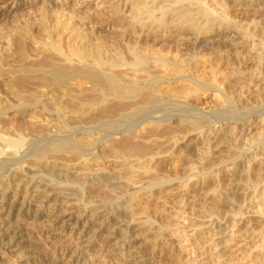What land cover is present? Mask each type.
I'll return each instance as SVG.
<instances>
[{
    "label": "bare ground",
    "instance_id": "obj_1",
    "mask_svg": "<svg viewBox=\"0 0 264 264\" xmlns=\"http://www.w3.org/2000/svg\"><path fill=\"white\" fill-rule=\"evenodd\" d=\"M8 1L12 2L13 4L19 3V1H17V0H0V5L5 6L8 3ZM111 1L113 4V8L115 9V10H113L114 14L116 11V15H120V14L124 15L123 10H128V12H127L128 16L125 13V16H127V18L124 16L126 18V20L124 19L125 20L124 23L129 24V25H128V29H125L127 31H124V29L122 28L123 29L121 32L122 34H120V32H119L121 30L116 29L118 32L115 33L116 30L114 29L115 30L114 31L113 29H111L112 26H110L108 24L109 21L106 20L107 17L104 16L105 14L103 16L101 15L100 17H103V21L106 20V22L102 23L101 22L102 19L97 18L98 21H100V23L97 25H92L91 23H87L86 24L87 26L85 25V27H82V26H81L82 28L76 27L77 19H75V17H74L76 14L74 16H72L73 18L70 16L69 18L67 17L64 19V17L62 18V16H64V14L63 15L61 14V17L60 16L56 17L57 16L56 14L58 13L57 11L58 10L61 11V9H59L60 4L58 5V2L54 1V0H48V1L42 0L43 4L42 3H40V4H42V5L45 4V6H42V8L44 7L45 9H43V11H42L43 13L40 12L42 14L39 15V17L41 16V18H39V21L41 19V26L40 27H42V24L47 26L48 31H50V33H52L53 36L51 34V38H50L48 36L49 34L46 35L45 43H43L44 45H40L39 42H38L39 44H37V41L33 38L35 40L34 42H36V46L38 45L39 47L41 46L43 48V50H42V49H39V47H37L40 51L37 50V48H36L35 49L36 52H33V53H32V51L30 53H28V51L25 52L23 50H20V51L18 50V49H21L19 47L23 48V46L24 47L26 46L24 44V42H25L24 38L30 37L29 39H31V41L33 42L32 38H31L33 32L31 34L30 33L31 31H29L26 28L24 29V27H23L25 32L23 29H21V30H23V31H21L19 28V30L21 32H24L23 36H22V34H20L22 38H20V36L15 37L17 39V41H15L14 40L15 38H13V36H15L16 33L13 36L11 35L12 38L8 37L9 42H10V45L8 43L9 48L7 47V50L4 49V51H3V49L1 51V48H0V51H1L0 52V87L1 88L6 87L3 89H7V87H8V89H11V90H13V89L26 90L24 88H27L28 90H30V89L32 90L35 88L34 86H41V88H43L47 92L46 87L50 86V82H46L44 80L33 81V80H30V78L34 79L36 77V74H39V73H41L43 75L44 74H51V77H53V74H55V73L56 74H58V73L64 74L65 73L64 75H67L66 74L67 72H75V73L77 72L78 73L79 70H80L79 73L81 74L85 69H86V71L89 69L88 70L89 72H91V70H94V73H95V71L98 68V72H99L100 67H96V66L97 65L101 66L104 62L103 59H102L103 62H101V63H99L98 61H100L99 55L103 51L101 49L102 48L105 49L104 47L107 45V44L105 45V42L107 43V41H105V39L102 38L103 40L102 39L98 40L99 44H98V46H96V47L100 48V50H101L100 54L98 56H96L99 59L94 58L95 56L93 57L94 59H92L93 63L96 62L97 64L96 63L93 64L92 62H88V60L90 61V58H92V55H93L92 53L95 52L94 48H96V47H94V45H97L96 43H98V42H96L93 46H92V44L95 40H97L96 38L102 37V36H100V34H101L103 36L105 35L104 38H106L108 35L114 36L113 37V39H114L113 43L111 40V43L113 44V46L112 45L111 46L113 48L112 47H111L112 49H110V47L107 48L108 50L110 49L109 51L112 50L113 53L112 52H110V53H112L113 57L111 56V58H110L109 55H111V54H109V55L107 54V55L110 59H112V58L116 59L117 62L113 63V65H114V67H116L119 64L118 69H119V71L120 70L121 71L118 73L117 69L112 67V65H111L112 63H110L113 61V59H112V61L109 62L111 66H108V67H109V69L111 67L114 70L116 69V72L118 74L117 75L115 74V77L114 76L112 77V75L111 76L108 75L109 72L107 74H105V72H104V74H103V72L102 73L96 72V73L102 74L105 76L107 75L108 79L106 78V81H109V80L113 81V84H115L114 81H116V84L118 83L117 84L118 86L124 85L126 87V84H127L129 87V83H132L135 85L137 83V81H139L138 78L141 77L142 82L143 81L145 83L148 82V83H146L147 87L149 86V88H150V86L153 84V86H151L152 88H150V90L153 89V90H151L152 93L154 92L153 96L152 95L150 96V94H152L151 92H150V94L147 93V95L149 94V96L152 98H154V96H156V97L158 96V98H160L159 97L161 95L160 93L165 91V90L167 92L169 90V91H171L170 93H172L173 90L175 91V89L181 87L184 89V91L186 90V92L189 93V96L191 95V97L193 99H197L199 101V98H200L199 96L202 95L200 90L201 89L203 90L204 89L203 87L205 85H207L209 87V89L212 88V90L215 91V94H214V92H213V94H214V96L217 95L218 99L216 100L213 96H204V94L202 95L203 98L206 97V98H208L207 100H209L210 97L211 98L213 97L215 100L210 99V101L212 100V101H214V103L215 102L217 103L219 98H221V97H222L221 99H223V97H224V99L227 100V98L225 97V96H227V95H225L226 94L225 92L228 89L231 88V90H232V88L235 89L237 87H240L244 84V82H247L245 80L250 79L253 83L252 84L253 89H255V92L251 93L252 97L254 94L255 95L254 97H256V100L259 98H260V100H262L264 98V30H259L256 28L257 30H259L257 32V33H259V35L256 33L258 36L257 35L254 36L255 35L254 33L256 31L255 32L251 31V33L253 32V34H250V32L248 34V32H244V30L242 29L243 30V33H242L241 29H240L241 26L239 28H237V30L240 29V31L239 30L236 31V30H234V27L231 25V23L229 21L230 19L228 20V18H227V17H229L228 16L229 14L228 15L225 14L226 12L224 10L226 8V5H224V3L229 2V4H231V6H233L235 8V10L236 9L248 10V9H251L252 7H255L256 8L255 10L258 9L264 13V0H228V1L227 0H161V3L160 2L158 3L159 0H111ZM149 1H150V3H148ZM80 3H79V5H80ZM36 4H37V1H34L32 3L29 2L27 4V6L28 7L34 6L35 7ZM77 4L78 3H76V1H75V3H71V4L66 3L63 6V8L61 7L63 9L62 11H65L66 14L68 12V14L70 13V15H71V14H73V12H75V10H76L75 8L78 7ZM99 4L97 3V6ZM226 4H228V3H226ZM101 5L102 4H100L99 6H101ZM109 6H110V2H109ZM249 7H251V8H249ZM10 13L11 12H9V11H7V12L2 11L0 14V19H2V17L4 15L8 16ZM77 15H78V18H79V16L81 18L85 16V15L81 16L78 13H77ZM92 15L94 16L93 13H92ZM92 15L90 17H92ZM36 16H37V14H36ZM88 16L89 15L87 14V17ZM96 16L97 15L94 16L95 19H96ZM115 16L114 17L112 16V17L115 18ZM35 17L32 19L33 21H31V22H33L32 24H34ZM104 17H106V18L104 19ZM117 17H119V16H117ZM36 18L38 19V16ZM85 18H86V16H85ZM120 18H121V16H120ZM80 19H78V20L80 22L81 21L83 22V20H80ZM110 19L111 18H109V20ZM87 20L84 19V23H86ZM94 20L91 19V21H94ZM95 21H97V20H95ZM98 21H97V23H98ZM122 21L123 20H121V22ZM231 22H233V21H231ZM93 23H96V22H93ZM36 24H34V25H36ZM117 24H116V26H118ZM236 24L237 23H235L234 26ZM39 25H40V22H39ZM44 25H43V27H44ZM79 25H77V26H79ZM22 26H26V25H22ZM28 26H29V24H28ZM30 26L33 28V25L30 24ZM31 27H30V30H31ZM80 29H81V31H80ZM118 29H121V28L118 27ZM235 29H236V27H235ZM251 30H254V28ZM48 31H47V33H48ZM123 31H124V33H123ZM249 31H250V29H249ZM47 33H45V34H47ZM117 33H119V34H117ZM98 35H99V37H97ZM108 37H110V36H108ZM29 39H26V41L28 40V43H29ZM109 39L110 38H107L106 40H109ZM111 39H112V37H111ZM109 43L110 42H108V44ZM218 43L223 44L224 47L220 46V44H219L218 46L221 47V49H219V48L217 49L216 45ZM34 45H35V43H34ZM83 46L85 48H87L88 46H92V48L94 49V52L92 51V53L90 54L91 50H93V49H91V47H90L91 50L89 51L88 50L89 47H88L86 50H84ZM108 46H110V45H108ZM238 46L241 47L242 52L238 51L239 50L237 48ZM63 47H65L66 50H64ZM124 48H125V50H124ZM63 50H64V52H63ZM96 53L98 54L99 52H95V54ZM215 53H217V54H215ZM106 59H107V57H106ZM213 59H216V61L215 60L214 61L216 63H218L217 66H215V64H214L215 62L213 63ZM105 62H104V64L107 65L108 61H105ZM209 62L213 63V65L212 64L210 65ZM115 64H117V65L115 66ZM42 66H44L43 69L46 68V70L41 69ZM103 66H101V68ZM221 66H225V67L222 68ZM86 71H84V73ZM102 71H105V70H102ZM108 71H110V70H108ZM106 72H107V70H106ZM112 72L113 71H111L110 73H112ZM75 73H73V74L76 75ZM94 73H91V74H94ZM114 73H115V71H114ZM56 74L54 76H57ZM73 74H70V75H73ZM155 74H156V76H155ZM60 75L58 74L57 77L61 78ZM64 75H62V76H64ZM78 75L75 76V78L71 77L72 79L68 78L69 84H67V86H70L71 89H73V91L76 92L77 94L81 93L83 91H89L90 89H93L95 87V85H96V87H98L99 83L102 82V84H103V81H105V79L102 78L103 81L97 82L96 78H93L96 74L94 76H90V77L87 76V72H86L85 77L82 74L81 75L83 77L80 75L78 76ZM49 76L50 75H48V77ZM152 76L153 77L155 76V77L152 78ZM57 77H55V78H57ZM111 77L115 80L111 79ZM142 77H144L145 79L142 80ZM150 77H151L150 80L153 81V83L148 79ZM99 78L97 77V79H99ZM45 79L48 80V78H45ZM50 79L54 80L53 78H50ZM61 79H62L61 81H63L64 78H61ZM57 81L60 82L59 80H57ZM65 81H66V79H65ZM150 82H151V85L149 84ZM249 82H247V83L249 84ZM145 83L144 84L141 83V85L145 86ZM16 84H19L22 86L17 87L18 85H16ZM57 84H62L61 86L64 85V83H62V82L57 83ZM105 84L106 83H104V85ZM115 85H114V87H115ZM134 85L132 87H134ZM13 86H15V87H13ZM65 86H66V84H65ZM111 86H112V84H111ZM136 86H140V84H138V85L136 84ZM9 87H11V88H9ZM208 87L207 88L205 87V89L209 90ZM243 87H245V86L243 85ZM122 88H123V90L127 89L124 87H122ZM122 88H120V90ZM247 88H249V87H247ZM97 89H99V88H97ZM237 89H235V90H237ZM231 90H229L230 93L233 91V90L232 91ZM241 90H243V89H241ZM250 90H252V89H250ZM166 91H165V94H166ZM176 91H178V89ZM237 91L239 92V90H237ZM175 92H173L174 93L173 95H175ZM227 93H228V91H227ZM235 93H236V91H235ZM241 93H243V91H241L240 94ZM243 94L245 95V93H243ZM243 94H241V95H243ZM16 95H17V93H16ZM49 95L52 97L50 100L51 104L54 102H56V103L57 102L58 103H64L65 101L70 102L71 100L75 99L74 98L75 95L71 98H65L66 96L64 94H62L61 96H59V95L55 96L53 92H49V94H46L43 92L40 93V97H42V98H45V96L48 97ZM168 95H170V94H168ZM241 95H238V96H241ZM228 96H231V94ZM243 96H241V97H243ZM28 97L29 98H26V97L23 98V97L19 96V98L16 97V99H11L9 101H6L0 109V145H2L3 148H5V149H13L14 150V152L12 150L11 153L5 152V154L0 157V172H2L4 170L7 171L8 169H10L13 166H20L21 170L23 172L22 175H23L24 180L31 181L37 177L42 181L48 182V184H49V182H50V184H52L54 182V179L52 180V178L50 177L51 181L48 180L47 178H49V177H46V175H44L43 171H41L39 174H37V171H35V169L34 170L30 169L29 167H27V165L23 164V159L28 156V152L30 151L29 150L30 147H32L34 144L41 142V140L43 138V134L46 132V128L41 127L42 125L40 126L38 123H36V124L34 123L33 125H31V124L28 125L23 120H21V116L26 111H30V110H25L30 105V104L28 105L25 103L26 100H30L29 94H28ZM31 97H33V99L35 98L34 96H31ZM55 97H57V98L54 100ZM146 97H144L145 103H146V101H148L147 99L150 98V97H147V99H146ZM161 97H163L166 100L164 95ZM191 97H188V98H190L191 102H192L193 99ZM163 98H162V100H164ZM185 98H187V97H185ZM185 98L183 99L184 101H190V99L185 100ZM33 99L31 101H33ZM233 99L235 100V98H233ZM233 99L231 100V98H230V99H228V101L230 100L229 102L233 104ZM251 99L253 100V98H251ZM240 100L241 99H239V101ZM243 100H245V99H243ZM247 100H249V95H248ZM132 101H135V100H132ZM139 101H140V99H138V102ZM168 101L170 102V100H167V102ZM184 101H183V103H184ZM210 101L208 103H210ZM220 101H222V100H220ZM220 101H219L220 104L219 105L217 104L218 106H220L221 103H224L223 101H225V100H223L222 102H220ZM236 101H237V97H236ZM255 101H253V102H255ZM131 102H128V104ZM142 102H141L140 106H142V104H143ZM167 102L165 104H167ZM171 102H170V104H168V106L169 105L173 106L176 103L174 101L175 103L173 105H171ZM178 102H180V101H178ZM195 102L197 104V101H195ZM195 102H193V103L195 104ZM253 102H251L252 106H254ZM151 103H153V101H151ZM214 103L212 102L211 104L214 105ZM247 103H249V102H247ZM180 104L181 103H179V105L177 104L176 106H181ZM184 104L187 106L186 102ZM184 104H182V105L184 106ZM238 104H239V102H238ZM241 104H242V102H241ZM261 104H262V101H260V105L258 104L259 108L261 107ZM131 105H132L131 108H134V105H136L137 110L140 107L137 103H132ZM233 105H235V104H233ZM128 106H129V109H131L130 105H128ZM208 106H209V104H208ZM249 106L251 107V105H249ZM255 106H254L255 110L257 109L259 111L260 109H258L257 106H256L257 107L256 108ZM146 107H147V105H146ZM146 107H142L139 109L144 108V111H145V109L147 110V108H148V107L147 108ZM189 107H191V106L188 105V108ZM14 108H19L20 114L18 116H16V112H14V113H12V118H10L9 112H10V110H12ZM126 108H128V107L125 106V110H127ZM214 108H216V106ZM254 108H252V107L247 108V109H246V107L240 108L244 111L247 110V112L246 113L241 112L240 116L238 117V120L240 122L237 120L239 122L238 124L236 122L235 124L232 125L231 123H229V121H227V122L224 121L225 124L223 123V125L222 124L220 126H215V125L211 126L210 125V126L206 127L207 129L205 128L206 129L205 131H202V130L199 131L200 132L199 135L200 136L203 135L204 137H207L209 140L211 139L210 141H212V142L216 138H219L217 136H220L219 135L220 133H222V134L224 133L223 136L226 135L225 133H227L229 135L235 133L234 136H236V133H238L239 136H241L242 141L245 139V137H247L245 140H246L248 145L250 143L255 142V144L256 145L258 144V146H259V147H257L258 150H256L257 154L255 152V156L254 157L252 156L253 159L251 158L250 161L252 160L251 162L253 164H255V167L256 168H257V166L259 168L261 167L262 171H263V169H264V146H263V144L261 145V143H259L260 137L257 136V138H256V136H255V138L251 139V142H248V141H250V138H248L250 135H248V134L252 133V134L256 135V132H258L257 131L258 129L259 130L261 129L260 134L262 131L264 132V119H260L259 117L257 118L256 116L252 117L255 115L254 112H256L254 110ZM261 108H264V107L262 106ZM123 109L124 108L121 107V108H119V111L122 112ZM136 109H135V111H133V109H131V111L133 113H130V114L136 113ZM248 109H249V112H248ZM251 109H253L254 111ZM117 110L118 109H114V108H109L108 110L105 109L99 113V116H101V115H102V117H104V116L108 117L109 116L108 118H110V117H113L114 114L115 115L117 114ZM212 110L215 111V109L207 108L208 112L204 113V114L210 116L211 115L210 113L212 112ZM31 111L32 112L29 113V115H31V116L33 115V116L37 117V115L40 113L39 111H34V110H31ZM239 111H237V115H238ZM262 111L264 112V109ZM123 112H125V111H123ZM196 112H201V111L197 110ZM126 113H128V112L126 111ZM147 113H149V112H147ZM163 113H164V111H163ZM201 113H203V112H201ZM41 114H42V112H41ZM94 114H96V113H94ZM128 114H126V115H128ZM154 114L155 113H153L152 116L156 115V114L155 115ZM258 114H259V112H258ZM118 115H120V112ZM161 115L165 116L166 113L164 115L161 112ZM168 115H167V117H168ZM256 115H257V113H256ZM42 116L38 115V118H35L36 119L35 122H38V121L39 122L40 121L46 122L47 117H45V116L42 117ZM152 116H150L152 122H154V121L157 122L158 120L160 121V118H158L157 115L155 116L157 118H155V117L152 118ZM39 117H42V119L40 120ZM94 117H95V115H94ZM106 117H104V118H106ZM148 119L150 120L149 116H148L147 120ZM161 120H162V118H161ZM170 120L171 119H169V121ZM226 120H228V119H226ZM249 121H250V123H248ZM162 128H164V129L163 130L161 128L160 129L162 131H164L163 133L164 134L166 133V135L171 136L172 138H173V135H175V133L178 132V130H176L173 127H168V126L164 127L163 126ZM139 129L140 130L135 133L134 137H132V138H121V139H119L118 142H116L117 144H115L116 146L118 145V147H115V148L119 149V150L117 149V151L119 152V154L121 152L120 155L125 156V157H130L131 159H133V161L137 163L139 168L142 169L144 174H146L145 178L142 180H136L135 181V180H129L130 179L129 178L127 180V181H129L128 182L129 184L127 183L128 189H127V191H124V192H126V195H127L126 199H128V202L132 207L131 208V210H133L132 212H136V213L144 212V214L147 213L146 215H149V216L153 215L155 217L157 215L155 218H158V216H159L158 213H160V212L157 213V210L155 208L152 209L151 205L153 203H155V201H157V199H159L160 201H163L164 200L163 198L166 196L165 193L168 194L167 193L168 189H170L169 191L171 192V190L176 188L175 184L172 181L175 179H171L174 177V175L171 174V175H173V177L171 176L170 179H168L167 176H163V178L167 177V178H165V179H168L167 181L166 180H165V182L160 181V175L161 174L159 173L160 172L159 170H161V169H159V167H160L159 165L162 161H160V158L158 157V155H159L157 152L158 150H147L148 145H146V142L149 144L150 143L149 140L146 141L145 144H143V143L141 144L142 141L138 142V143L136 141V138L139 137L141 134L147 135L148 137L149 136L154 137V139H155V136L157 137V135H159V133L157 131H159L160 129L154 128L153 126H149L147 128H139ZM155 129H157V131ZM182 130H183V128H182ZM186 132H187V135L189 134V137L191 135L193 136L197 133L196 132L194 134V130L192 131L190 129H188V130L186 129ZM181 133H179V134H181ZM260 134H259V136H261ZM160 135H163V134H160ZM231 136H233V135H231ZM253 136L254 135H252V137ZM220 138L222 139L221 136H220ZM223 139H224V137H223ZM238 139L240 140V137ZM137 140H138V138H137ZM253 140H255V141L252 142ZM42 141L45 142V140H42ZM138 141H140V140H138ZM212 142H210V143H212ZM216 143H217V141H216ZM244 143L245 142L243 141V144ZM210 146L212 147V145H210ZM241 146H243V145H241ZM245 146L246 145L244 144V147ZM211 147H210V150H211ZM120 149H123V150H120ZM243 150H245V148ZM113 151H115V150H112V152ZM178 151L182 152V150H177V152ZM43 152H45V151H43ZM118 152H116V154H118ZM204 152H201V153H204ZM46 153H49V152H46ZM98 153L99 152L97 150H90L89 152L86 153V155H85V152H84V154H82V152H81V154H77V152H76V154L72 153V154H70V156L64 155V156H66L65 158L63 157L64 160L60 158L62 156L56 155L58 157V159H57V157H56V159H57V161L60 160L59 162L61 165H63V167H69V168L74 169L75 171H78V172L97 171L99 168L102 167V165H100V164L99 165L101 167L95 166V162H97V158H98V156H100V154L98 155ZM41 154H42V152H41ZM41 154L39 155L40 157H41ZM45 154H43V155L45 156ZM73 154H75V155H73ZM205 154L201 155V156L206 157ZM50 155H52V153L48 154V156H50ZM53 155H55V154L53 153ZM183 155H185V153ZM46 156H47V154H46ZM174 156H176V155H174ZM54 157L55 156H53L52 160L55 159ZM180 157H181V155H180ZM180 157L178 156L179 160H180ZM184 157H186V156H184ZM42 158H44V157H42ZM50 158H51V156H50ZM176 158H177V156H176ZM186 158H185V160H186ZM181 160L184 161V159H181ZM247 161H248V155L246 153H244L243 158H242V162L245 163ZM125 162L126 161H124L123 163H125ZM175 163L176 162L174 161V164ZM174 164H173V166H174ZM178 164H175L176 165L175 168L173 167L175 172L177 171L176 167ZM118 165H120V163ZM183 169H187V167H185ZM188 169H190V168H188ZM39 171H40V169H39ZM189 171H191V169ZM162 172H163V169H162ZM183 172H184V170H183ZM233 173L234 172H232L231 174H233ZM3 174H6V177L9 176L8 171L6 173L3 172ZM227 174L229 175V173H227ZM231 174H230V176H232V178H233L234 174L233 175H231ZM163 175H165V174H163ZM232 178L230 177V179L233 181ZM211 179H213V178L211 177ZM161 180H162V178H161ZM194 181L195 180H193L192 182H194ZM211 181H216V180L213 179ZM55 183L57 185H59V183H57V181L54 182V184ZM178 183L179 182H176L177 185H178ZM197 183H198V181H197ZM50 184L49 185H36V186L41 187L42 190L48 191V192L50 189L57 188L56 184L54 187H53V185H50ZM189 184L191 185V183H188V185ZM193 184L196 186L195 183H193ZM186 185L187 184H185V187H186ZM237 185H238V183H237ZM239 185H240V183H239ZM126 186H125V188H126ZM154 186L157 187L156 191L151 190L154 188ZM172 186L175 188H173ZM183 186H184V184H183ZM183 186H182V188H183ZM166 187H171L173 189L168 188L167 191L164 192V189ZM125 188H124V190H125ZM178 188L179 187H177L176 189H178ZM186 188H189V187L187 186ZM180 189H181V187H180ZM190 190H191V188H190ZM229 190H231V189H229ZM185 191H186V189H185ZM226 191H228V190H226ZM50 192H52V191H50ZM175 192H176V190H175ZM181 192H183V191L181 190ZM188 192L190 193L189 190H188ZM214 193H216V192H214ZM217 193H220V192H217ZM162 194H164L165 196L161 197ZM179 194H180V191H179ZM186 194H185V196H186ZM216 194H213V195H216ZM227 194H230L229 191ZM227 194L226 195H224V193H223V195L220 194V196L218 195L219 198L214 197L217 199V200H215V203L219 204L218 207L225 208V206H228L229 204H231L230 201L232 200V198H229L231 195L227 196ZM172 195L174 196V194H172ZM175 195H176V193H175ZM169 196H171V195H169ZM169 196H167V200H168ZM209 196L207 197L206 195H204L202 198L199 197L200 200L196 201V202H199V205H203V206L208 205L209 203H211L208 201L211 199V198L209 199ZM159 197L162 198L163 200H161ZM171 198L169 197L170 200H171ZM165 199H166V197H165ZM177 199H178V197H177ZM212 200H210V201H212ZM160 201H157V202H160ZM175 201L176 200H174V202L173 201L172 202L176 203ZM212 202H213L212 204L214 206L215 203H214V201H212ZM169 205L174 208L173 205H171V204H169ZM174 205H176V204H174ZM178 206L182 207V205L177 203V205L175 207H178ZM154 207H155V204H154ZM194 207H196V206L194 205ZM150 208L152 209V211L155 209L157 214L156 215L153 214L154 212L151 213ZM156 208H157V206H156ZM168 208H170V207H168ZM198 208H199V206L197 207V209ZM200 208L203 209V207H201V206H200ZM200 208H199V210H200ZM231 208H230V210H231ZM158 209L160 210V208H158ZM208 209H210V206ZM167 210H169V209H167ZM221 210L219 209V211H221ZM226 210L227 209H225L224 211H226ZM162 211H163V208H162ZM177 211L178 210L176 209V212ZM75 212L77 213V215H75ZM204 212L206 213V210ZM227 212H228V210H227ZM254 212H258V211H254ZM254 212L251 215L254 218H257L259 216V214L254 213ZM163 213L165 214V212H163ZM173 213L177 214L175 212H173ZM200 213L203 214L202 212H200ZM214 213H215V211H214ZM222 213H218V214H222ZM85 214H86V210L77 202L72 203L70 205L68 203H65V202L64 203L63 202L52 203L49 201V199H45V198H43V199L38 198L37 199L36 197L30 196V195L21 197V194L16 189L14 190L9 186L5 189L0 188V252L1 251L4 252L7 250H13V249H14V252H20V250H22V251L24 250L25 254H27L29 257H27L23 263L18 262L19 264H120L116 257H113V256L107 254L108 252L104 248L105 241H103L104 244L102 243L103 239L101 238V233L94 230L93 227L91 226V224L88 223L87 221H85V218H84ZM133 215H134V213H133ZM171 215H172V213H171ZM175 216H177V215H175ZM155 218H153V219H155ZM159 218H161V215ZM168 218H169V216H168ZM171 218H173V217L171 216ZM171 218H170V221H171ZM163 219H164V217H163ZM165 220L168 221L169 219H165ZM174 220H176V219H174ZM223 220H228V219L226 218V219H221V220H213L211 223L208 224V228L206 226L207 229H210V231H212L213 236L219 237L221 232L223 231V229L225 230V228H222L224 226ZM167 221H165V222H167ZM172 221H173V219H172ZM180 221H183V220H180ZM173 222L181 227V224L180 225L178 224L179 222L178 223L175 221H173ZM183 222H185V221H183ZM183 222H181V223H183ZM162 223L163 222L158 221L157 224L159 225ZM167 224L169 225L168 222H167ZM185 224H186V222H185ZM165 225L166 224H163V226H164V227L162 226L163 229L161 228V226L159 227L157 225H156L157 227H154V228H152V227L145 228V230H142V231L140 230L139 234H142L144 236V239H147L150 247L154 248V246H157L159 249H163V250L164 249H170V250H176L177 252H182L186 249H189L186 247L188 243H183L185 241H189V243L191 245L196 244V246H198L197 251H198V249H200L199 253H198L200 256H198V257L199 258L202 257L204 260H206L205 264L213 263L211 261L215 260L214 254L207 255V248L209 246L205 247L206 243H208L210 241L209 238H207V235H209V234L205 235L208 232H206V233L203 232L204 234H201L202 231H201V233H198V230H195L193 228L182 230L183 226L181 227L182 231H180L179 228L176 227V225L174 226V224L171 226L172 227L174 226L178 229L173 230V229H167L169 226L167 227V225L166 226ZM184 226H186V225H184ZM235 226H236V224H234V227ZM186 227H189V226H186ZM233 229L237 231V229H235V228H233ZM136 235L139 236L138 234H136ZM251 235H253V233L251 232L250 229H247L246 232L244 233V235L240 236L241 239L239 237L238 248H243V247L246 248L247 243L251 242V241H249V239H251ZM110 236H108V238H110ZM132 236L134 237L135 234H132ZM258 236H259V234H258ZM234 237L235 238L237 237L235 232H234V235L232 238H234ZM213 240H215V239H213ZM109 241H110V239H109ZM218 242H219V240H218ZM108 243L109 242L107 241L106 245L109 246ZM215 243L218 246L219 243H217V241ZM225 248H227V247H225ZM224 249L222 251H227L228 248L225 250ZM22 251H21V253H22ZM176 251H175V254H177ZM217 251H218V249H217ZM216 253L218 254V252H216ZM223 254H225V252L224 253L222 252V254H220V255H223ZM141 255L143 256V252H141L140 256ZM186 255H187V253H186ZM205 255H207V256H205ZM2 256H4V255H2ZM2 256L0 257V264H12V263H10L9 258H7L6 256H5V258H3ZM225 256L226 255H224V257ZM176 257H177V255H176ZM224 257L223 258L221 257L222 262H223ZM218 258H219V260L221 259L220 256ZM190 260H192V259H190ZM190 260L187 259V264H188V261H190ZM165 261H167V260H165ZM180 264H182V263H180ZM183 264H185V263H183ZM189 264H198V263L195 261V262H192ZM224 264H229V263L226 260V262H224ZM260 264H264V257L261 260Z\"/></svg>",
    "mask_w": 264,
    "mask_h": 264
},
{
    "label": "rangeland",
    "instance_id": "obj_2",
    "mask_svg": "<svg viewBox=\"0 0 264 264\" xmlns=\"http://www.w3.org/2000/svg\"><path fill=\"white\" fill-rule=\"evenodd\" d=\"M17 1H19V3L13 4L12 2L8 1V3L5 6L0 5V14L2 11L11 12L8 16L4 15L2 17V19H0V48H1V51H2V49H3V51H4V49L7 50V47L9 48V46H8V43L10 45L9 38H12V36L15 33H16V35L13 36V38L19 37V36H20V38H22L20 34H22V36H23V34L25 32L24 29L26 28L29 31H31L30 32L31 34L33 32L32 36H31L33 42L31 41V39H29L30 37L24 38L25 39L24 44L26 46L25 47L23 46V48L19 47L21 49H18L17 47L16 48L19 51L20 50H23L25 52L28 51V53H30L31 51H32V53L36 52L35 49L39 46L38 45L36 46V42H34V41L36 40L37 44L40 43V45H44L43 43H45L46 35L49 34L48 36L51 38V34H52V33H50V31H48L47 26H45L44 24H42V27H40L41 26V19L39 21V18H41V16L39 17V15H41L43 13L42 11L45 8L44 7L42 8V6H45V4L42 5L43 4L42 0H17ZM34 1H37V4L35 5V7L34 6L28 7L27 6V4L29 2L32 3ZM46 1H48V0H46ZM54 1H57L58 5L60 4L59 9H61V11L60 10L57 11L58 13L56 14L57 15L56 17H59V16L61 17V14L62 15L64 14V16H62V18L64 17V19H65L67 17L69 18L70 16L72 17L76 14L74 16L75 19H77L76 27H81V26L85 27V25L87 23H91L92 25H97L100 23V21H98V19H102L101 20L102 23L106 22V20L109 21L108 24L110 26H112V28L110 27L111 29L121 30V31H119L120 34H122L121 32L123 29H124V31H127L125 29H128L129 24L124 23L127 16H128V13H127L128 10H123L124 15H121V14L116 15V11L114 14L113 10H115V9L113 8V4H112L111 0H54ZM75 1H76V3H78L77 4L78 7L75 8L76 10L74 9L75 12H73V14L70 15V13L68 14V12L66 14L65 11H62L63 10L62 8L66 3L71 4V3H75ZM109 2H110V6H109ZM159 2L161 3V0H159L158 3ZM40 3H42V4H40ZM79 3H80V5H79ZM97 3L98 4L100 3L102 5L99 6L100 5L99 4L97 6ZM148 3H150V1ZM226 3H228V4H226ZM226 3H224V5H226V8H227V9L226 8L224 9L226 12L225 14H227V15L229 14L228 15L229 17H227V18H228V20L230 19L229 21H230L231 25L234 27V30L240 31V29H241L242 33L244 30V32H248V34H249V32H250V34H253V32L251 33V31H254V32L256 31L254 33L255 34L254 36H256L257 34L259 35V33H257L259 30H264V13L261 10H258V9L255 10L256 9L255 7H252V8L249 7L251 9H248V10H243V9H240V10L236 9L235 10V8L233 6H231V4H229V2H226ZM38 12L39 13L42 12V13L39 14ZM77 13L80 14L81 16L85 15L86 18H85V16L82 18L79 16V18H78ZM89 13L91 15L93 13L94 16L97 15L96 19L93 15H92V17H90L91 15ZM125 13L127 16H125ZM36 14L38 16V19L36 18L37 17ZM87 14L89 15L88 17H87ZM101 15L102 16L104 15L107 18L109 17L111 19L109 20V18L107 19L106 17H104V19L106 18V20L103 21V17H100ZM112 16L113 17L115 16V18H113ZM117 16H119V17H117ZM120 16H121V18H120ZM34 17H35L34 24H36L39 21L40 25H39V22L37 23L38 25L32 24L33 22H31V21H33L32 19ZM93 18L95 20H97L98 23ZM78 19L83 20V22L82 21L80 22ZM84 19H86V20L88 19L86 23H84ZM91 19L94 21H91ZM121 20H123V21L121 22ZM231 21H233L234 23ZM93 22H96V23H93ZM235 23H237V24L234 26ZM28 24H29V26H30V24L33 25V28L30 26L31 30H30V27L28 26ZM116 24L118 26H116ZM22 25H26V26H22ZM43 25L45 28L43 27ZM77 25H79V26H77ZM23 27H24V29H23ZM118 27L121 29H118ZM235 27H236V29H235ZM239 27H240V29L237 30V28H239ZM19 28H20V30L23 29L24 32H21L23 30L20 31ZM253 28H254V30H251ZM256 28L259 30H257ZM249 29H250V31H249ZM117 30L115 31V33L118 32ZM47 31H48V33H47ZM80 31H81V29H80ZM124 31H123V33H124ZM45 33H47V34H45ZM117 34H119V33H117ZM9 35L10 36L12 35V36L10 37ZM52 36H53V34H52ZM100 36H102V37L100 38L99 35L97 36L99 38L95 37L97 40H95L93 42L92 46L96 42H98V40L103 38V39H105V41H107V43L105 42V45L107 44L104 47L105 49L102 48L101 50H103V51L100 54V52H101L100 48L96 47V46H98L99 42L96 43L97 45H94V47H96L94 49H95V52H99L98 54L96 53L97 54L96 55L92 46H88L89 48L88 47L87 48L89 51L91 49H93V50H91L90 54L92 53V51L94 53H92L93 55H92V58H90V61L88 59L87 60H88V62L93 63L92 59H94V58L99 59L100 58V61H98L99 63L103 62V60H104V62L108 61V63H109L113 59V61L110 63H112L111 65H112V67H114L113 63H115L117 61L114 58L110 59L113 52H112V50L109 51L110 49L113 48L112 43L114 40L113 39L114 36L108 35L110 37L107 36L106 38H104L105 35L103 36L100 34ZM111 37H112V39H111ZM107 38H110L109 39L110 41L106 40ZM26 39H29V43H28V40L26 41ZM14 40L17 41L16 38ZM111 40H112V43H111ZM108 42H110V43L108 44ZM34 43H35V45H34ZM219 44L220 43H218L216 45L217 49L218 48L221 49V47L218 46ZM108 45H110V46H108ZM220 46L224 47L223 44H220ZM90 47H91V49H90ZM109 47H110V49L108 50L107 48H109ZM63 48H64V50H66L65 47H63ZM87 48H85L83 46L84 50H86ZM237 48L239 49L238 51L242 52L241 47L238 46ZM39 49L43 50V48L41 46L39 47ZM39 49L37 48V50H39ZM64 50H63V52H64ZM124 50H125V48H124ZM110 52H112V53H110ZM107 54L108 55L111 54V55H109L110 58L108 57ZM215 54H217V53H215ZM98 55H99V58L96 57ZM106 57H107V59H106ZM214 60L216 61V59H213V63L215 62ZM104 62L101 65V66L104 65L102 68H101V66H98V65L96 66V67H100V70H99L100 73L103 72V74H104V72H105V74H107L109 72L108 75H110V76L112 75V77L113 76L115 77V74L117 75L121 71V70L119 71V69H118L119 64L118 65L115 64V66L117 65L118 67L117 66L114 67L117 69V72H118L117 73L116 69L114 70L112 67H111L112 69L111 68L109 69L108 66H111L110 63L109 64L107 63V65H106V64H104ZM95 63L96 62H94L93 64H95ZM213 63L209 62L210 65L211 64L213 65ZM214 64H215V66H217L218 63L215 62ZM43 67L44 66H42L41 69H43ZM221 67L224 68L225 66H221ZM43 70H46V68H44ZM88 70L87 71H86V69L84 70L87 72L88 77L94 76L96 74L93 78H96L97 82L103 81V79H105V81H103V84H102V82L99 84L97 83L99 86L97 85L98 87H96V85H95L96 88L94 87L93 88L94 90L90 89L89 91H83V92L78 93V94L76 92H74L70 86H67V84H69L68 78H70V79H72L71 77L75 78V76H77L78 74L80 76L83 75L85 77L86 72L84 73V71L83 72L81 71L82 72L81 73L82 75H81L79 73L80 70L78 71V73L77 72L76 73L75 72H67L66 73L67 75H64L65 73L64 74L58 73L59 75L61 74L60 75L61 78H64L63 81H61L62 79L60 77H57L58 74H56V73L55 74L57 76H54L55 74L52 73L53 77H51V74H44L43 75V74L39 73V74H36V77L34 79L30 78V80H33V81L44 80L46 82H50V86L46 87V90L48 93L43 88H41V86H34L35 88L33 87L34 89H32V90L31 89L28 90L27 88H24L26 90H22V89L11 90V89H8V87H7V89H3L6 87H2V88L0 87V109L6 101H9L11 99H16V97L19 98V96H21L23 98H25V97L29 98L28 94L30 95V100L25 101L26 104H28V105L30 104L25 110H30V111H26L21 116V120H23L28 125H30V124L33 125L34 123L35 124L38 123L40 126L42 125L41 127H45L46 132L43 134V138H42V140H45V142L41 140V142L34 144L32 147H30V149H29L30 151L28 152V156L23 159V164L27 165V167H29L30 169H33V170L35 169V171H37V174H39L41 171H43L44 175H46V177H49V178H47L48 180H50L52 178V180L54 179V182L57 181V183H59V185H57L55 183L57 185V188L50 189L49 192L44 191V190H42L41 187H38L36 185H49L50 182L48 184V182L42 181L37 177L31 181L24 180L21 167L20 166H13L7 170L8 175H9L8 177H6V174H3V172L6 173L7 171L4 170V171L0 172V188L5 189L9 186L14 190L16 189L21 194V197L30 195V196L36 197L37 199L38 198L39 199H43V198L49 199V201L52 203H56V202H63L64 203L65 202V203H68L70 205L72 203L77 202L86 210V214L84 215L85 221L90 223L94 230L101 233V238L103 239L102 243L104 244L103 241H105L104 248L108 252V253L107 252L106 253L113 256V257H116L120 264H180V263L187 264V259L188 260L192 259V260H190L191 262L188 261V264L195 262V261L198 264H205L206 260H204L202 257L201 258L198 257V256H200L198 254L200 249H198V251H197L198 246H196V244L191 245L189 243V241L183 242V243H188L186 247L189 248V249L182 251L183 253L177 252L176 250H170V249H164L163 250V249H159L157 246H154V248L150 247L147 239H144V236L142 234H139L140 230L142 231V230H145V228H149V227L154 228L157 226H159V227L161 226V228L163 229V227H164L163 224H166L167 227L169 226L167 229L177 230L179 228V230L182 231L183 229H192L193 228L195 230H198V233H201V231H202L201 234L208 232L205 234V235L209 234V235H207V238H209V240H210L205 245V247L209 246L207 248V255L214 254V259H215V260H212L211 262H213V263H210V264H224V262H226V260L228 261L229 264H260L261 260L264 257V169L262 171L261 167H260L261 169L258 166L256 168L255 164H253L251 162L252 160L250 161L252 156L253 157L255 156V152L257 154L256 150H258L257 147H259V146H258V144L257 145L255 144V142H254L255 140L252 141L254 143H250L248 145L246 140H245L247 137H245V139L243 141L245 142L244 144L246 146L244 147L241 136H239L238 133H236L237 137L234 136L235 133L231 134L233 136H231L227 133H225L226 135L223 136L224 133L223 134L220 133L219 135L222 137V139L224 137V139L222 140L220 138V136H217L220 139L216 138L215 140H213L214 143L212 141H210L211 139L209 140L207 137H204L203 135H202L203 136L202 137L199 135V133H200L199 131H201V130L205 131L207 129L206 127H208L210 125L211 126H214V125L220 126L221 124L223 125L224 121H226V122L229 121V123H231L232 125L235 124L236 122L238 124L240 122L238 120V117L240 116L241 112H245V113L247 112V110L244 111V110L240 109L242 107H246V109H247V108H251V107L254 108V106L256 105L258 107V109H260V110L258 111L257 109L255 110V108H254V110L256 112H254L255 115L252 117L256 116L257 118L259 117L260 119H264V112L262 111L264 108H261L262 106L264 107V98L263 99L261 98L262 100H260V98H259V99H257L258 100L257 101L256 97H254L255 96L254 94L252 97L251 93L255 92V89H253L252 81L250 79L245 80L247 82L250 81L249 84L247 82H244L243 85L246 88L243 87V85L240 87H237L238 89L235 88V89L239 90V92L237 90H235L234 88H232V90L234 92L231 90V88L228 89L227 90L228 93L226 91L225 95L228 96L231 94V96H228V97L225 96L227 98V100L224 99V97H223V99H221L222 98L221 97V98H219L217 103L215 102L216 103L215 104L214 101H212V100L214 98L217 100L218 96L215 95L216 96L215 97L214 96L215 91L212 90V88L209 89V87L207 85H205L204 87L202 86L204 89L203 90L201 89L200 91H201L202 95L204 94V96H213L214 98L210 97V99H212L211 101H210V99L207 100L208 98H206V97L203 98L202 95L199 96L200 97L199 101L197 99H193L191 97V95L189 96V93L186 92V90L184 91V89L181 87H179L181 90L179 88H177L178 91H176L177 89H175L176 92L173 90L172 93H170L171 91H169V90H168L169 93L165 90L166 94L167 95L170 94V95L167 96L165 94V91H163L160 93L161 94L159 96L160 98H158V96L157 97L154 96V98H155L154 99V98L150 97L151 95L153 96V94H154V92L152 93V91H151L153 89L150 90V88H152L151 86H153V84L151 85V82L153 83V81L150 80L151 77L148 78L151 81L149 83L151 85L150 88H149V86L147 87V85H146V83H148V82L145 83L143 81L145 83V86L143 85L144 87L141 85V83L144 84L141 81V77L138 78L139 81H137V83H136L137 85L140 84V86H136V84L134 85L132 83H129V87L127 84L125 87L124 85L118 86L117 85L118 83L116 84V81H114V83L116 85L113 84V81H110V80L106 81L107 75L105 76L102 74H98L99 73L98 68L95 71V73H94V70H91V72H89ZM102 70H105V71H102ZM106 70H107V72H106ZM108 70H110V71H108ZM111 71H113V72L110 73ZM114 71H115V73H114ZM96 72H98V73H96ZM69 73L70 74L75 73L76 75H74V74L70 75ZM91 73H94V74H91ZM48 75H50V76L48 77ZM62 75H64V76H62ZM155 76H156V74H155ZM44 77L48 78L49 81L46 80ZM55 77H57L58 79ZM97 77L98 78L100 77L99 78L100 80L97 79ZM112 77H111V79H113ZM154 77L152 76V78H154ZM50 78H53V79L55 78L54 79L55 81L51 80ZM65 79H66V81H65ZM144 79L145 78L142 77V80H144ZM57 80H59L60 82H58ZM113 80H115V79H113ZM61 82L64 83L63 86H61L62 84H57V83H61ZM104 83H106V84L104 85ZM65 84H66V86H65ZM111 84H112V86H111ZM16 85H18L17 87L22 86L19 84H16ZM114 85H115V87H114ZM133 85H134V87H132ZM15 86H13V87H15ZM122 87L127 88V89L123 90ZM205 87L206 88L208 87L209 90L205 89ZM247 87H249V88H247ZM9 88H11V87H9ZM97 88H99V89H97ZM120 88H122V89L120 90ZM241 89H243V90H241ZM250 89H252L253 91ZM229 90H231L232 92L230 93ZM240 90L243 91V93H245V95L243 93H241L244 96L240 94V92H241ZM235 91H236V93H235ZM41 92L46 93V94H49V92H53L55 96H58V95L61 96L62 94H64L66 96L65 98H71L75 95L74 96L75 99H73L74 101L71 100L70 102H68V101H65L64 103L54 102L51 104L50 100L52 97L49 95L48 97L45 96V98H42V97H40ZM150 92L152 94H150ZM173 92H175V95H173L174 94ZM213 92H214V94H213ZM16 93H17V95H16ZM147 93H149L150 96H149V94L147 95ZM163 95L166 98V100L163 97H161ZM238 95H241L243 97L238 96ZM248 95H249V100L251 102L256 100L255 102H253L254 106H252L251 102L249 100H247ZM31 96H34L35 98L33 99V97H31ZM146 96L150 97L151 99L150 98L147 99ZM144 97H146V99L148 100V101H146V103H145ZM183 97L184 98L187 97V98H185V100L190 99L188 97H191L193 100H192V102H191V99H190V101H184ZM236 97H237V101L239 102L240 105L236 101ZM31 98L33 99V101H31L32 100ZM56 98L57 97H55L54 100ZM162 98L164 100H162ZM230 98H231V100L233 98H235V100L233 99V104H235L237 107L235 105H233L232 103H230L229 102L230 100L228 101V99H230ZM238 98L241 100L239 101ZM251 98H253V100ZM138 99H140V101H139L140 103L138 102ZM243 99H245V100H243ZM132 100H135V101H132ZM167 100H170V102L171 101L173 102V103L171 102V105H173L175 102L177 103L178 101H180L177 104L179 105V103H181L180 104L181 106H176L177 105L176 103H175L176 105L174 104L173 106H170V105L168 106V104H170V102L168 101L169 102L168 103ZM194 100L197 101V104ZM220 100H222V101L225 100V101H223L224 103H221V105L218 106L220 104L219 103ZM151 101H153V103H151ZM183 101H184V103L186 102L187 106L183 103ZM209 101H210V103H208ZM222 101H220V102H222ZM260 101H262V104H261V107L259 108L258 104L260 105ZM128 102H131V103L128 104ZM141 102L143 103L142 106H140ZM166 102H167V104H165ZM193 102H195V104ZM212 102L214 103L216 108H214L215 106L213 104H211ZM241 102H242V104H241ZM247 102H249V103H247ZM132 103H137L140 106V107L138 106L139 108L146 107V105L148 108L146 107L147 110L145 109V111H144V108L139 109L137 107L138 108V110H137L136 105H134V108H131ZM182 104H184V106ZM208 104H209V106H208ZM128 105H130V108L133 109V111H135V109H136V113L130 114L133 112L131 111V109H129ZM188 105L191 107L188 108ZM249 105H251V107ZM125 106L128 107V108H126L127 110H125ZM121 107L124 108L123 111H125V112L119 111V108H121ZM109 108L118 109L117 114L116 115L114 114V116H113L114 118L113 117L108 118L109 116L108 117L104 116V117H106V118H104V117H102V115L99 116V113L102 110H105V109L108 110ZM207 108L215 109V111L212 110V112L210 113L211 114L210 116L205 115L204 113L208 112ZM31 110L39 111L40 113L38 115H41V116L43 115L42 117H44V116L47 117V119H46L47 121L46 122H43V121L35 122V120H36L35 118H38V115H37V117L33 116V115L32 116L29 115V113L32 112ZM195 110L196 111L199 110L203 113L196 112ZM251 110H253V109H251ZM126 111L129 114L126 113ZM163 111H164V113H163ZM237 111H239L238 115H237ZM14 112H16V116H18L20 114L19 108H14V109L10 110V112H9L10 118H12V113H14ZM41 112H42V114H41ZM119 112H120V115L122 114L121 116L118 115ZM147 112H149V113H147ZM152 112L155 113L158 116V118H160V121L158 120L159 122L158 121L157 122L151 121L150 116L153 115ZM161 112L164 115L166 113V115H165L166 117L161 115ZM248 112H249V109H248ZM258 112H259V114H258ZM94 113H96V114H94ZM256 113H257V115H256ZM126 114H128V115H126ZM94 115H95V117H94ZM167 115H168V117H167ZM148 116L150 118V120L148 119L149 121L147 120ZM155 116H152V118ZM42 117H39L40 120L42 119ZM155 118H157V117H155ZM161 118H162V120H161ZM169 119H171V120L169 121ZM226 119H228V120H226ZM248 123H250V121ZM149 126H153L154 128H157V129L161 128L162 130L164 129V128H162L163 126L164 127L168 126V127H173L176 130H178V132H176L175 135H173V138L171 136L166 135V133L164 134L163 133L164 131H162L161 129L159 130L160 132L162 131L161 133L159 131H157V129H155L159 133V135H157V137L159 136L158 137L159 139L156 136L154 139V137H150V136L148 137L147 135H142V134L139 137H137L138 140H140V141H138L136 138L137 143L142 141L141 144L142 143L145 144V142L149 140V142H150L149 144L146 142V145H148L147 150H158L157 151L159 154L158 157L160 158V161H162L159 165L161 167V168L159 167V169H161V170L158 169L160 171L159 173L162 175V176L160 175V181L165 182V180L167 181L168 179L171 178V176L173 177V175H174L175 178L173 177L171 179H175L176 181L175 180H172V181L175 184L176 188L179 187L178 189L173 187L174 185L172 187L175 189H173L171 187H166L164 189V192H166L168 188L173 189V190H171V192L169 191L170 189H168L169 192L167 191L168 194L165 193L166 196L164 194L161 195V197L165 196L166 199L164 197L163 198L164 200H163L162 198L159 197L163 201H160L159 199H157V201H160V202L155 201V203L152 204L153 206L151 205V208L152 209L155 208L157 210V213L160 212V213H158V215H159L158 218L161 215V218H159V219L155 218L157 216L155 209L152 211V209L150 208L151 213L154 212L153 214L156 215L155 217L153 215H150L151 217L153 216L152 218L149 215H146L147 213L144 214V212H140V213L132 212L133 211V210H131L132 207L129 204L128 199H126L127 198L126 192H124V191H127V189H128L127 187H128L129 181H127V180L129 178H130L129 180H135V181L136 180H142L145 178L146 174H144L142 169L139 168V166L137 165L136 162L133 161V159H131L130 157H125V156L120 155L121 152L119 154V152L117 151L118 148H115V147H118V145L116 146L115 144H117L116 142H118L119 139H121V138H132L135 136V133L140 130L139 128H147ZM182 128H183V130H182ZM186 129L187 130L190 129L192 131L194 130V134L197 132L196 134L198 136L195 134L193 136L191 135L190 136L191 138H190L189 134L187 135ZM179 130L181 132L182 131L183 132L181 133ZM260 130L259 129L257 130L258 132H256V135L252 134V133L248 134V135H250L248 137V138H250V141H248V142H251V139L255 138V136L257 138V136H258V137H260L259 143H261V145L263 144V146H264V134H263L264 132L262 131L260 134ZM179 133H181V134H179ZM258 133L261 136H259ZM160 134H163V135H160ZM252 135H254V136L252 137ZM239 137H240V140L238 139ZM216 141H217V143H216ZM210 142H212V143H210ZM210 145H212V147ZM241 145H243V146H241ZM210 147H211V150H210ZM244 148H245V150H243ZM12 150L13 149H5V148H3L2 145H0V157L3 156L5 154V152L11 153ZM90 150H97L99 152L98 155L100 154V156H98V158H97V162H95V166L101 167L100 165H102V167L99 168L97 171L78 172V171H75L74 169H71L69 167H63V165H61L59 162L60 160L57 161L58 155L62 156L60 158L63 159V157L65 158L67 155L70 156V154H72V153L76 154V152H77V154H81V152H82V154H84V152H85V155H86V153L89 152ZM112 150H115V151H113L114 153L112 152ZM120 150H123V149H120ZM177 150H182V152L178 151L179 152L178 153ZM43 151H45V152H43ZM13 152H14V150H13ZM41 152H42V154H41ZM46 152H49V153H46ZM116 152H118V154H116ZM201 152H204V153H201ZM45 153L47 154V156ZM51 153H52V155H53V153L55 154V155H53V156H55L54 160H52V158H53L52 155H50L51 158H50V156H48V154H51ZM184 153H185V155H183ZM244 153H246L248 155V161L245 163L242 162V158H243ZM40 154H41V157L39 156ZM43 154H45V156ZM75 154H73V155H75ZM204 154L206 157L201 156ZM64 155H66V156H64ZM174 155H176L177 158H178V156L180 157V155H181L180 160H179V158L177 159L176 156H174ZM184 156H186L187 158ZM42 157H44V158H42ZM56 157H57V159H56ZM185 158H186V160H185ZM181 159H184V161ZM124 161H126V162L123 163ZM174 161L176 162L175 164L179 163L178 164L179 166L177 165V167H176V170H177L176 172L174 171V168L176 166L174 164ZM119 163H120V165H118ZM173 164H174V166H173ZM185 167H187V169H183ZM188 168H190L191 171H189L190 169H188ZM39 169H40V171H39ZM162 169H163V172H162ZM182 169L184 170V172ZM231 171L234 172L233 178H232V176H230V174L232 173ZM227 173H229V175ZM163 174H165V175H163ZM171 174H173V175H171ZM233 174H231V175H233ZM163 176H167L168 179H165L167 177L163 178ZM211 177L216 181H211V180H213V179H211ZM230 177L233 179V181L230 179ZM161 178H162V180H161ZM193 180H195L196 182L195 181L192 182ZM197 181H198V183H197ZM54 182L52 184H50V185H53V187L55 186ZM176 182H179L178 185L176 184ZM188 183H191V185L190 184L188 185ZM193 183H195L197 187ZM237 183H238V185H237ZM239 183H240V185H239ZM183 184H184V186H183ZM185 184H187L186 187L188 186L189 188H186ZM125 186H126V188H125ZM182 186H183V188H182ZM180 187H181V189H180ZM124 188H125V190H124ZM154 188L151 190L156 191L157 187L154 186ZM190 188H191V190H190ZM185 189H186V191H185ZM229 189H231V190H229ZM175 190H176V192H175ZM181 190L183 192H181ZM188 190L190 191V193L188 192ZM226 190H228L230 194H227L228 191H226ZM50 191H52V192H50ZM179 191H180V194H179ZM214 192H216V193L220 192V193L216 194ZM171 193L174 194V196ZM175 193H176V195H175ZM182 193L183 194L185 193L186 196H185V194L183 195ZM223 193H224V195L227 194V196L231 195L232 197L230 196L229 198H232V200L230 199L232 202L230 201L231 204H229L228 206H225V208H223V207L220 208V207H218L219 204L215 203V200H217L216 198H219L220 194L223 195ZM213 194H216V195H213ZM169 195H171V196H169ZM202 195L203 196L206 195L207 197L210 195L211 197L209 196V199L210 198H211L210 200L213 199L212 201H214V203H215L214 206L212 204L213 202L210 200H208V201L211 203H209L208 205H204V206L199 205V202H196V201H199L200 200L199 197H201ZM167 196H169L170 198L172 197L171 200L169 199V197L167 200ZM177 197H178V199H177ZM214 197H216V198H214ZM174 200H176L175 201L176 203H173ZM168 203L173 205L174 208L172 206H170ZM177 203L182 205V207L181 206L175 207L177 205ZM154 204H155V207H154ZM174 204H176V205H174ZM166 205L170 208H168ZM194 205L196 207H194ZM197 205L199 206V208H200V206L203 207V209L200 208V210H201L200 211L199 208L197 209V207H198ZM156 206H157V208H156ZM209 206H210V209H208ZM227 207L228 208L232 207V208L230 210V208L228 209ZM158 208H160V210ZM162 208H163V211H162ZM175 208L178 210L177 212H176ZM167 209H169V210L173 209V210L169 211ZM219 209L220 210L222 209V210L219 211ZM225 209H227L228 212H227V210L224 211ZM203 210L204 211L206 210V213ZM214 211H215V213H214ZM254 211H258V212H254ZM163 212H165V214ZM173 212H175L177 214H174ZM200 212H202L203 214H201ZM253 212L258 213L259 216L257 218H254L251 215V214H253ZM133 213H134V215H133ZM171 213H172V215H171ZM218 213H222V214H218ZM75 215H77L76 212H75ZM167 215L169 216V218ZM175 215H177V216H175ZM171 216L173 218H171ZM163 217H164V219H163ZM153 218H155V219H153ZM170 218H171V221H170ZM226 218L228 220H223L224 226L222 228H225V230L223 229V231L221 232V234L219 236L220 238L218 236L217 237L213 236L212 231H210V229H207L208 224L211 223L213 220H221V219H226ZM165 219H169V220L167 221ZM172 219H173V221H175L177 223L179 222L178 224L179 225L181 224V227L183 226L182 230H181L180 226H178L176 223H174L172 221ZM174 219H176V220H174ZM179 219L185 221L186 224H185V222L180 221ZM158 221L163 222V223L158 225L157 224ZM165 221H167L169 223V225ZM181 222H183L184 224ZM173 224H174V226L176 225V227H178V228H176L174 226H173L174 227L173 228L171 226ZM234 224H236L235 227H234ZM184 225L189 226V227H186ZM206 226H207V228H206ZM233 228L237 229V231L234 230ZM247 229H250L251 232L253 233V235H251V239H249V241H251V242L247 243L246 248L245 247L238 248L239 237L243 236ZM234 232L237 235L236 238L234 237L235 239L232 238L234 235ZM132 234H135V236L133 237ZM136 234H138L139 236H137ZM258 234H259V236H258ZM108 236H110V238H108ZM109 239H110V241H109ZM213 239H215L217 241V243H219L218 246L215 243L216 241ZM240 239H241V237H240ZM218 240H219V242H218ZM107 241L109 242L108 243L109 246L106 245ZM225 247H227L228 249ZM222 248L227 249V251H222L223 250ZM217 249H218V251H217ZM21 251L22 250H20V252H14V249L13 250H7L4 252L1 251L0 257L2 255H4L2 257L5 258V256H6L7 258L10 259V263H12V264L23 263L26 260V258L29 256L27 254H25L24 250L22 251L23 254L21 253ZM175 251L177 254H175ZM141 252H143V256L142 255L140 256ZM216 252H218V254ZM222 252L223 253L225 252V254L220 255V254H222ZM186 253H187V255H186ZM176 255H177V257H176ZM207 255H205V256H207ZM216 255L217 256L219 255L220 258L221 257L223 258L224 255H226V256L224 257L223 262H222V258L219 260V258H218L219 256L217 257ZM165 260H167V261H165Z\"/></svg>",
    "mask_w": 264,
    "mask_h": 264
}]
</instances>
